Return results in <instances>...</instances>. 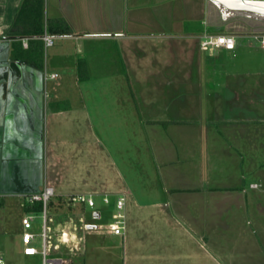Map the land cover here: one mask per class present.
Returning <instances> with one entry per match:
<instances>
[{
	"label": "crops",
	"instance_id": "crops-1",
	"mask_svg": "<svg viewBox=\"0 0 264 264\" xmlns=\"http://www.w3.org/2000/svg\"><path fill=\"white\" fill-rule=\"evenodd\" d=\"M24 2L0 0V199L23 207L21 196L46 186L51 206L92 197L94 221L83 205L51 207L69 250L54 255L73 264H264V49L253 38L264 35V0H45L52 47L31 33L43 17ZM48 20L70 33L49 31ZM206 34L235 36L236 47L204 52ZM41 45L42 63L29 60ZM144 46L155 61L182 60L183 71L155 85L166 86L161 107L116 104L120 96L107 94L129 87L134 99V54L145 56ZM69 92L81 94L77 104ZM91 93L117 110L121 134L107 110L93 118ZM120 196L126 225L114 235L99 223ZM99 226L102 263L86 258Z\"/></svg>",
	"mask_w": 264,
	"mask_h": 264
},
{
	"label": "rangeland",
	"instance_id": "rangeland-1",
	"mask_svg": "<svg viewBox=\"0 0 264 264\" xmlns=\"http://www.w3.org/2000/svg\"><path fill=\"white\" fill-rule=\"evenodd\" d=\"M144 48L147 50V54L145 56H140L137 57V54H134L135 59H134V71L137 74V78H134L135 80L138 79L139 82L141 83H134V99L132 97V94L130 96V88H128L127 91L123 92H118V94H107V95H115L116 98L120 96V101H118L116 104H127L129 101V104H134L135 107V102L137 104H146L148 102H152V104H156V107H161L162 104L167 102V97H166V92H164V87H161L160 90H158L157 85L158 83L163 84V79L164 80H171L172 77L170 76L171 72L173 70L175 71H183V68H181L183 62L182 60H173L170 57L166 56L165 58H160L158 61L154 60V57L151 55L153 51H150V48L147 46H144ZM113 51V50H112ZM210 53V52H209ZM163 66L167 67L165 69H161ZM179 66V67H178ZM174 68V69H173ZM156 74H159L161 76H157ZM163 75V76H162ZM164 77V78H162ZM145 82H148V84H145ZM157 88V91H156ZM73 96V102L74 104H77L80 100V95L78 92H69ZM179 93L177 91H172L170 92V104H178L179 98H174V95H178ZM60 96L62 95L61 93L59 94ZM91 99H90V110L92 112V116L94 119L98 116L95 111H97L100 107L103 108L102 110H107L106 111V119L110 123L108 127L114 129V132L118 135L122 133V129L125 126V121L121 119L117 113V110H114L112 106L106 104V101L104 102L105 99V94H101V99H100V94H94L91 93L89 94ZM183 95V94H181ZM193 95L188 93L187 98L193 99ZM192 97V98H191ZM99 99L98 100H96ZM114 99L113 98H108L107 101L110 102V100ZM130 99V100H129ZM115 101V100H114ZM104 103V104H103ZM150 104V103H149ZM188 104H195L194 102L188 103ZM197 104H200L197 102ZM172 105V114L171 116L173 117L174 114V109ZM101 110V111H102ZM121 110V108L119 109ZM143 113V110H141ZM205 112V111H204ZM96 116V117H95ZM97 122V121H96ZM62 203V202H61ZM63 204V203H62ZM50 204L48 208V216H49V221H48V235H49V244H50V252L57 253L58 255H66L69 253V250L67 249V246H65L63 243L58 242V237L56 234H54V227L56 224H52L50 222V217H51V207H55V210L66 211V205H60L56 204L54 206H51ZM65 206V207H64ZM88 212L87 214L84 213L86 216V219L88 221H94L93 217V209L87 208ZM81 214V213H80ZM24 215V209L21 205V202H15V201H8V200H2L0 199V255L4 257L5 263H13V264H42V259L41 256H36L33 258H22L20 257L21 250H22V245L20 242V237L22 234V226H21V219ZM106 216H109L108 213L104 214V221L100 222L99 224L102 225L104 223L110 224L112 219H109L106 221ZM42 219L40 215H38V218L35 220V232L40 233L42 229ZM102 228L99 226L98 229L93 231V235L96 237H89L86 239V247H88L89 252L87 253V260L88 257L92 260H99L102 263V259H105V253L102 252L100 253V250H97V248H100L103 246L102 243H105V246L108 247V242L103 240V237L98 236V234H101ZM89 232V231H88ZM56 233V232H55ZM86 238V237H85ZM84 239V238H83ZM107 240V239H106ZM39 243H36L34 245L35 248L38 250H41L42 243L41 240L39 239ZM82 245L84 242H81ZM95 246V247H94ZM94 247V248H92ZM92 248V249H91ZM105 248V247H104ZM78 262H82V257L78 256L76 258Z\"/></svg>",
	"mask_w": 264,
	"mask_h": 264
},
{
	"label": "built area",
	"instance_id": "built-area-1",
	"mask_svg": "<svg viewBox=\"0 0 264 264\" xmlns=\"http://www.w3.org/2000/svg\"><path fill=\"white\" fill-rule=\"evenodd\" d=\"M253 38L260 43L261 48L264 49V35H254ZM45 47H52L55 42V38L50 36L47 32L41 37ZM236 47L235 36L232 35H211L206 34L200 41V49L204 52L212 51L214 49H223L226 51H232ZM47 78H58V74H47ZM55 197L53 188L46 186L43 190L32 193L29 195L21 196L24 207V215L21 219L22 234V254L26 257L41 256L42 264H73L72 261L64 256H56L55 253L50 252L49 235H48V208ZM104 203H108L109 199L105 197ZM67 207H77L83 205L88 208L95 207V201L92 197L87 195H73L65 196L61 201ZM36 205H41L42 211L26 212L25 209L33 208ZM40 215L42 219V229L40 233L35 232V220ZM126 225L125 214V198L120 196L116 202V211L112 216V221L107 226V231L114 235H123ZM87 228V227H86ZM82 229H85V224ZM41 240L42 247L38 250L34 247L36 243ZM64 240V239H63ZM62 241V240H61ZM61 243H65L62 241ZM0 264H5L4 258L0 255Z\"/></svg>",
	"mask_w": 264,
	"mask_h": 264
},
{
	"label": "trees",
	"instance_id": "trees-1",
	"mask_svg": "<svg viewBox=\"0 0 264 264\" xmlns=\"http://www.w3.org/2000/svg\"><path fill=\"white\" fill-rule=\"evenodd\" d=\"M44 5H45V0H25L24 2V7L25 8H31V16L34 17V13L37 15V21L39 20L38 18L40 17V14L42 15V19H43V28L41 30H37V32H35V30L32 29V32L33 34H44L45 32V28H44V23H45V20H44ZM58 24L61 25L60 29H58L56 31V29L54 30L53 28V23L52 21H47L46 22V25H48V30L49 31H52L53 33H59V34H68L70 33V29L68 27V25L66 24V22L64 20H57ZM30 32V31H29ZM35 52V53H34ZM43 47L41 45L40 48H38L37 50L36 49H33L30 48V50H28L27 52V55L30 57L29 60H32V61H36V63H39L41 64L42 63V60H43ZM26 212H30V211H35L36 213L37 212H40L42 211V207L41 205H36L35 207L33 208H27L25 209Z\"/></svg>",
	"mask_w": 264,
	"mask_h": 264
},
{
	"label": "water",
	"instance_id": "water-1",
	"mask_svg": "<svg viewBox=\"0 0 264 264\" xmlns=\"http://www.w3.org/2000/svg\"><path fill=\"white\" fill-rule=\"evenodd\" d=\"M89 228H90V227H89ZM66 236H67V235L65 234V238H66Z\"/></svg>",
	"mask_w": 264,
	"mask_h": 264
}]
</instances>
